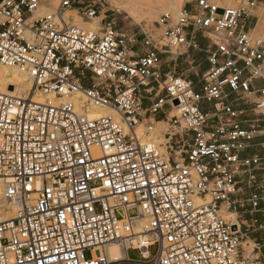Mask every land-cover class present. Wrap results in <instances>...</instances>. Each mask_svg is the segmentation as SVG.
Returning a JSON list of instances; mask_svg holds the SVG:
<instances>
[{
    "label": "built area",
    "instance_id": "2783aa9c",
    "mask_svg": "<svg viewBox=\"0 0 264 264\" xmlns=\"http://www.w3.org/2000/svg\"><path fill=\"white\" fill-rule=\"evenodd\" d=\"M46 4L0 0V64L31 83L0 90V264H264L241 246L264 235V0H185L129 32L101 1Z\"/></svg>",
    "mask_w": 264,
    "mask_h": 264
},
{
    "label": "bare ground",
    "instance_id": "6f19581e",
    "mask_svg": "<svg viewBox=\"0 0 264 264\" xmlns=\"http://www.w3.org/2000/svg\"><path fill=\"white\" fill-rule=\"evenodd\" d=\"M51 1L52 0H47L46 2H51ZM108 1L110 2L112 6L116 7L118 11L126 13L133 21L138 22L140 20L141 17L139 16V9H138V6L140 4L139 0H121V1L108 0ZM178 3H179V0H164L162 8L166 9L169 12H175L178 10L175 8ZM224 3L228 4L229 2H224ZM72 18L75 21L77 19L76 16H72ZM76 23L78 26L88 27L93 30H95V28L97 27L96 24H93V25L89 23L79 24V22L77 21ZM9 87H12L11 91L8 90ZM0 90L3 92L9 93L10 95L14 97H20V96L26 97L28 92L31 90V83L25 77V75H23L16 68L6 67L0 64ZM32 102L37 103V104H42L44 103V100L39 96V94H37L35 95ZM89 114L91 118H98L104 115H111L113 114V112L107 109L91 108L89 110ZM153 125L162 126L163 124L157 123L155 121H144L143 123L138 124L136 133L138 134V136L144 133H149L156 140L158 137H155L154 135H158V133L155 132V129H153ZM146 126L147 128H145ZM1 192H2V189L0 186V196H1ZM1 205L2 204L0 203V223L4 221H8L9 219L12 218V213L1 210L2 208ZM224 217L226 221H231L235 223L236 215L234 213H225ZM226 217L233 218V219H226ZM244 244H246V242ZM249 253H250V250H246V254H249ZM109 255L111 258L115 257L117 255L116 248L111 247L109 249Z\"/></svg>",
    "mask_w": 264,
    "mask_h": 264
},
{
    "label": "rangeland",
    "instance_id": "374dc122",
    "mask_svg": "<svg viewBox=\"0 0 264 264\" xmlns=\"http://www.w3.org/2000/svg\"><path fill=\"white\" fill-rule=\"evenodd\" d=\"M43 1H45V4H46L47 0H43ZM97 1L102 2L103 6H104L103 11H107L108 9H116L117 10V8L112 6L108 0H97ZM117 1H121V0H117ZM139 1H140L139 2L140 4L138 6V9H139V16L141 18L138 22L133 21L126 13L119 11L120 15L118 16V19L120 21H122V24L120 23L119 27H122L123 30L129 32L137 26H144V25L147 27L154 28V26H155L154 23L158 19V17L163 13L169 12L166 9L162 8L164 0H139ZM58 2H59V0H52L51 3L46 4L45 7L55 8L58 5ZM184 3H185V0H179V3L177 4V6L175 8L180 10L184 6ZM234 4L235 3L233 1H230L227 5H234ZM42 12H47V11L45 9H42ZM72 16L77 17L76 21L79 22V24H82V23H89L92 25L96 24L97 27L95 28L94 31L100 30V28H101L100 21L104 17L103 13H100L99 18H96L93 21H85V20H82L78 15H76V13L74 11H69L66 13V17H68V18L70 17V19H71L70 23L74 24V25H77V23L72 18ZM78 27H80L82 29H86V30H93V29H90L88 27H82V26H78ZM147 126H149V125H147ZM147 126L145 128H147ZM164 127H165V125L164 126L163 125L162 126L161 125L160 126L153 125V129H155V132L158 133V135H154V134L153 135L155 137H161V135L163 133L162 131H164V129H165ZM152 132H154V131H152ZM226 219H233V218L226 217ZM255 238L257 240L264 241V235L247 236V237L242 238L241 246L245 250H250V252H251L252 247H253L252 240ZM245 242H246V244H244ZM85 256L88 257L89 254L86 253ZM128 256L131 259H137V255L132 253V252H129Z\"/></svg>",
    "mask_w": 264,
    "mask_h": 264
},
{
    "label": "crops",
    "instance_id": "0c3cea01",
    "mask_svg": "<svg viewBox=\"0 0 264 264\" xmlns=\"http://www.w3.org/2000/svg\"><path fill=\"white\" fill-rule=\"evenodd\" d=\"M198 42L202 48L206 46V41L202 39L200 36H198ZM196 58L198 61H200V70L204 71L207 68V64L204 62L205 54L204 53H197Z\"/></svg>",
    "mask_w": 264,
    "mask_h": 264
},
{
    "label": "water",
    "instance_id": "95a60500",
    "mask_svg": "<svg viewBox=\"0 0 264 264\" xmlns=\"http://www.w3.org/2000/svg\"><path fill=\"white\" fill-rule=\"evenodd\" d=\"M8 90L11 91L12 90V87H9ZM175 104H177V103H175Z\"/></svg>",
    "mask_w": 264,
    "mask_h": 264
}]
</instances>
